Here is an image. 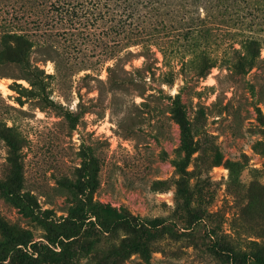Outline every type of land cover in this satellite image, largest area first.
I'll list each match as a JSON object with an SVG mask.
<instances>
[{
    "label": "rangeland",
    "instance_id": "rangeland-1",
    "mask_svg": "<svg viewBox=\"0 0 264 264\" xmlns=\"http://www.w3.org/2000/svg\"><path fill=\"white\" fill-rule=\"evenodd\" d=\"M253 255L264 0H0V264Z\"/></svg>",
    "mask_w": 264,
    "mask_h": 264
},
{
    "label": "trees",
    "instance_id": "trees-1",
    "mask_svg": "<svg viewBox=\"0 0 264 264\" xmlns=\"http://www.w3.org/2000/svg\"><path fill=\"white\" fill-rule=\"evenodd\" d=\"M11 35H13L16 38V42L18 43H22L24 42L26 38V36L23 33H19V32H12L9 33ZM21 41V42H20ZM29 54H28V49L27 47H22V46H18V51L17 54L15 55V57L13 58L14 61L22 64L23 66H25V69L28 70L29 73V78H30V84L32 85L31 90L35 91L36 93H40L42 91L45 90L46 88V77L50 76V73H46L45 70L43 68H41L39 65L35 64L32 65L29 63ZM19 85H21L20 83H17ZM22 86V85H21ZM213 233L218 235L217 233V227L213 228ZM250 243H258L256 240L254 239H248ZM255 261L257 262V264H264V257H261L260 255H253Z\"/></svg>",
    "mask_w": 264,
    "mask_h": 264
}]
</instances>
